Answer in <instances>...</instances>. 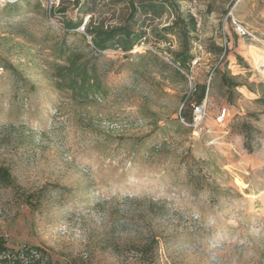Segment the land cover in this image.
<instances>
[{
  "label": "rangeland",
  "instance_id": "rangeland-1",
  "mask_svg": "<svg viewBox=\"0 0 264 264\" xmlns=\"http://www.w3.org/2000/svg\"><path fill=\"white\" fill-rule=\"evenodd\" d=\"M13 1L0 0V66L9 62L20 77L0 71V165L12 179L11 187H0L7 246L39 247L50 264H264V106L245 89L227 101L222 54L208 51L226 47L230 75L264 95V75L249 53L264 57V0L181 1L197 23L189 73L172 71L177 38L158 42L150 32L170 23L166 14L144 27L146 41L132 53L150 52L169 67L104 51L97 61L103 94L84 104L52 85V65L64 60L61 46L95 58L83 27L64 34L62 22L82 18L84 25L92 16L114 26L126 7L28 0L14 20L1 11ZM51 6L56 11L49 17ZM233 21L250 35L238 36ZM208 83L207 118L195 135L179 112L186 97L189 115L194 87ZM223 106L230 113L226 135L215 123ZM242 121L253 130L251 142ZM188 151L209 162L214 198L190 179Z\"/></svg>",
  "mask_w": 264,
  "mask_h": 264
},
{
  "label": "trees",
  "instance_id": "trees-1",
  "mask_svg": "<svg viewBox=\"0 0 264 264\" xmlns=\"http://www.w3.org/2000/svg\"><path fill=\"white\" fill-rule=\"evenodd\" d=\"M28 0H14L11 3H6L1 8L2 13L11 19H16L22 16L21 9L22 4ZM81 0H73V5H79ZM114 5H123L127 9V14L121 24L114 26H105L103 22L94 20L92 16L89 17L88 21L82 25V18L76 21H63L62 32L64 34L73 32L80 26L83 27L85 35L90 39L92 45V54L95 58L85 59L81 53L78 52H65L61 46L58 52L64 57L63 64L52 65V85L53 88L67 92L72 101L77 104H84L89 100L98 95H102V82L101 77L97 69V61L101 58L102 52L107 50H120L126 59L133 60L134 63H141L144 60H150L153 63H160L163 66L169 67V65L161 60L158 56L152 53H132L134 47L142 41H146L145 36L147 32L144 27L147 24H152L153 21L161 19L166 14L172 17L170 23L161 28L151 27L150 32L155 34V39L160 41L167 40L168 36L177 38L178 50L172 53L170 63L176 66L172 71L177 76H182V71L189 73V65L193 61L192 45L196 40L197 23L194 16L180 9V2L186 0H107ZM54 7L51 6L48 10V16L51 17L55 12ZM58 13L63 14L65 8L57 10ZM85 14V12H82ZM20 24L15 27L17 30ZM62 43V42H61ZM15 47H20V43H16ZM208 48L209 53L220 55L222 58L218 63H223L224 71L220 74V83L226 90V100L232 101L235 96L240 93L243 89L246 91L257 93L258 96L255 102L260 103L264 106V95L256 92L253 88V84H248L247 81H241L240 75H230L227 69V62L225 56L227 54V48H220L215 45H210ZM238 65L242 68L246 66L243 64L240 57H236ZM216 66L213 72L219 74V68ZM5 70L13 74L14 78L20 80L19 73L9 62H4L0 66V71ZM261 85V84H258ZM210 83L198 84L194 87L192 98L195 102L191 106V112L188 115L184 106L189 100L188 98L183 99V108L179 112L178 120L182 119L185 123H190L192 119V111L195 106L202 104V102L209 95ZM228 108V107H226ZM229 110V109H228ZM154 128H160L157 124ZM153 128V129H154ZM242 131L247 142H251L253 130L250 128L247 122L242 121ZM227 129L230 130V124ZM248 146V144H247ZM184 161L186 162V169L190 176V179H194L195 183L199 186L205 185L211 192V197L214 198L217 194L216 188L211 185L214 183L209 174V162L195 160L188 152L184 155ZM12 179L10 172L7 168L0 165V187H11ZM43 188L40 190L42 192ZM32 195L26 196L29 199V206L36 205V201L32 202ZM153 241V240H151ZM146 251V249L144 250ZM47 254L39 247L29 246L21 247L19 249H12L7 246L6 240L3 236H0V264H50L45 261Z\"/></svg>",
  "mask_w": 264,
  "mask_h": 264
},
{
  "label": "built area",
  "instance_id": "built-area-1",
  "mask_svg": "<svg viewBox=\"0 0 264 264\" xmlns=\"http://www.w3.org/2000/svg\"><path fill=\"white\" fill-rule=\"evenodd\" d=\"M233 25L236 31V34L240 37L246 38L250 34L237 22L233 21ZM196 46V44H194ZM200 49V47H198ZM208 104L205 99L202 104L195 106L192 111V119L190 123H185L180 119L181 123L186 125L192 130V133L199 135L203 131V122L207 118ZM230 120V113L228 108L225 106L219 108L217 116L215 118V123L217 126L222 127L224 135L228 133V122Z\"/></svg>",
  "mask_w": 264,
  "mask_h": 264
},
{
  "label": "bare ground",
  "instance_id": "bare-ground-1",
  "mask_svg": "<svg viewBox=\"0 0 264 264\" xmlns=\"http://www.w3.org/2000/svg\"><path fill=\"white\" fill-rule=\"evenodd\" d=\"M258 52V51H257ZM250 49L249 53L255 61L256 68L264 75V57Z\"/></svg>",
  "mask_w": 264,
  "mask_h": 264
}]
</instances>
